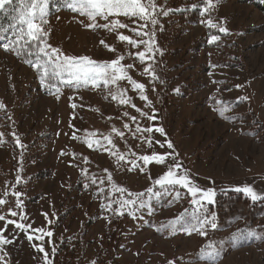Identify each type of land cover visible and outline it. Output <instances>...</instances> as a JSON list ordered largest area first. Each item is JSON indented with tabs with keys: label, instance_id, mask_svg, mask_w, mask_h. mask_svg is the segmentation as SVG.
<instances>
[{
	"label": "rangeland",
	"instance_id": "rangeland-1",
	"mask_svg": "<svg viewBox=\"0 0 264 264\" xmlns=\"http://www.w3.org/2000/svg\"><path fill=\"white\" fill-rule=\"evenodd\" d=\"M156 3L158 23L155 26L149 23L144 29L154 32L159 49L155 59L147 62L155 70L158 77L155 80L144 72L146 64L134 55L143 51L144 46L135 48L118 40L121 33L137 40L149 39L137 37L131 31L142 21L118 17L128 28L110 32L86 27L91 21L71 10L49 17L53 45L61 50L62 57L87 56L98 62H110L123 54L122 64L134 65L127 69L128 75L146 85L143 93L126 79L108 86L81 83L77 87L57 78L61 90L44 94L46 86L35 68L0 47V97L9 110L0 119V133L4 136L10 131L12 138L18 137L20 141L18 148L0 143V197L7 190L8 202L2 206L7 212L15 208L11 193L22 192V208L16 209L19 216L8 218L31 225L28 229L7 225L4 235L11 242L2 246L0 264H19V253L39 254L40 245L44 252L49 253L50 249L54 253L63 240L70 247L78 240L75 256L65 251L59 257L68 264L93 261L95 264H169V261L213 264L212 259L199 256L201 248L207 245H214L208 251H219L214 264H264V244L236 233L237 236L231 237L233 230L250 221L249 216L245 220L246 213L238 212L222 221L217 218L219 227L216 230L207 227V236L199 231L189 235L184 228L198 225L205 215L216 216L218 210L208 213L206 205H193L191 199L177 195L178 189L174 188L164 194L168 198H155L148 189H154L155 180L167 171V164L141 163L133 167L129 163L138 161L142 155L169 152L174 160L168 163L178 162L183 166L182 171L187 169L194 186L214 190L222 185L250 186L264 194V141L246 132L248 121L238 116L251 108L264 122V12L239 0H218L205 14L203 0H156ZM185 3L200 8L195 24L181 23L172 15L171 10L180 9ZM208 19L217 27H209ZM97 23L107 21L97 18ZM220 27L228 31L221 32ZM160 33L169 36L163 45ZM212 35L219 39L211 41ZM196 43L201 47L195 48ZM109 45L116 51H109ZM118 89H126L130 103L121 104L119 97L113 98ZM183 90L188 94L179 96ZM142 95L148 99H142ZM164 99L169 103L168 108H164ZM238 101L241 102L236 105ZM73 103L77 105L75 109L71 107ZM153 116L155 119H151ZM125 124L130 127L125 128ZM137 126L141 132L136 131ZM159 127L164 129V134L143 131ZM120 132L124 133L123 137ZM41 133L47 135L41 137ZM2 137L0 142H4ZM104 137L111 138L115 147L107 144ZM33 139L38 142L30 146ZM97 139H101V144H95ZM86 140L94 146L89 148ZM167 140L174 149L167 148ZM156 141L164 143V147ZM111 153H123L125 159L118 160ZM39 172L41 176H35ZM18 176L22 177L19 183ZM79 179L89 189L85 192L74 189L68 194ZM114 185L127 188L130 193L146 194L148 198L145 202L138 201L142 203L136 208H121L119 201L129 197L117 192ZM131 198L137 199L134 195ZM115 201L119 207L114 214L123 212V215L119 217L115 237L110 240L105 238V233L112 217L108 210L114 211ZM67 208L68 213L55 228L58 215ZM256 219L258 224L264 221L263 211ZM175 220L180 222L173 229L169 224ZM229 225L233 230L225 228ZM3 226L4 222L0 221V227ZM37 228L53 235L37 239L41 235L33 231ZM29 235L33 239L29 240ZM31 261L30 258L26 263ZM55 264L60 263L55 261Z\"/></svg>",
	"mask_w": 264,
	"mask_h": 264
},
{
	"label": "snow or ice",
	"instance_id": "snow-or-ice-1",
	"mask_svg": "<svg viewBox=\"0 0 264 264\" xmlns=\"http://www.w3.org/2000/svg\"><path fill=\"white\" fill-rule=\"evenodd\" d=\"M13 0H0V10H4L6 5H10ZM218 0H203V12L209 13L210 9L215 7ZM21 7L18 9V14L14 19L17 21L16 25L11 27L15 28L13 32L14 39L9 43L4 44L3 47L6 51L15 50L16 54L19 56L22 53L26 54L29 59L26 60L28 64L32 67L36 68L39 72H41V82L46 86L50 83L47 79L49 76L57 77L61 80V82L68 84L71 86L73 83L77 87L82 84L91 83L94 86H100L103 84L104 86H108L110 84H116L120 80H128L134 89L139 90L140 92L146 91V85L143 83L137 82L127 73V69H131L134 65H123L122 61L125 59L124 55H119L116 59L112 61H95L90 57H70L67 55L61 56V50L58 48L52 47L47 43L45 37L49 35L47 31L42 27L43 24H46L48 21L46 19L48 15V9L50 5V0H20ZM63 6L70 9L73 12H78L81 16H86L91 23L87 24L88 28H103L107 29L110 32H114L117 29L128 28L127 24H124L118 19V17H126L129 19L136 18L143 23H140L137 27L132 28L131 31L137 37H149V39H133L130 36L124 34H118V40L121 42H128L135 48H139L141 45L144 46L143 51H138L134 55L135 57L145 63L144 72L150 74L153 79H157V75L155 70L152 68L150 63H147L150 60L155 59V53L159 51L156 47V42L154 39V32L145 31L149 27V23L155 26L158 23L156 18L158 5L156 0H64ZM164 15H167L166 11L163 9L160 10ZM110 17L114 19H109ZM97 18H100L107 23L99 24L97 23ZM209 27H217L216 24L213 23L211 19L206 21ZM219 30L221 32H227L228 30L225 27H220ZM6 31L0 28V40H4L7 37L3 35V32ZM219 39L218 36L212 35L211 41L215 42ZM105 41H101V44H104ZM13 46L15 48L13 49ZM109 51L115 52L116 49L112 46H107ZM50 49V51H48ZM129 55H133L129 53ZM34 58V59H33ZM57 91H59L58 86ZM237 87H241L237 85ZM177 92L179 89L176 90ZM126 89H118V94L113 95V98L116 99L119 97V102L121 104H126L131 102V98H127L125 96ZM111 94V93H110ZM142 99L147 100L148 97L146 95L141 96ZM5 107L2 102H0V108ZM71 107L75 109L77 107L76 104H72ZM132 107L135 108V104H132ZM139 111V109H138ZM223 115L224 113L221 112ZM127 115V113H125ZM75 118V114L73 113V117ZM151 119H155V117H151ZM132 120L135 121L136 117H132ZM72 126V125H70ZM74 127V126H73ZM125 128H129L128 124L124 125ZM157 131L161 134H164V129L162 127L159 128H148L143 129V131ZM137 132H141V128L137 126ZM15 135V134H13ZM90 135H95V133H91ZM120 137L124 136L123 132L119 133ZM3 136V133H0V137ZM73 138H75V134H73ZM107 142V144L112 145L113 141L109 137L102 138ZM88 144L89 148H92L94 145L92 142L85 141ZM101 139H97L95 144H101ZM16 143L19 144V138L16 137ZM156 143L160 144L161 147H164V143L156 141ZM168 149H174V145L170 140L165 141ZM148 144L151 147L153 141L148 140ZM23 147V145H21ZM110 152L111 150L108 149ZM117 155L118 160H124L123 153H111ZM135 155V154H133ZM174 157L172 153H158L153 152L150 155H142L139 157L138 161H129L133 167H139L142 163L143 165L148 164H167V171L160 175L155 183L160 188H168V187H176L179 186L181 188L187 189L188 193L193 197V203L200 205L203 207L204 204H213L215 203V190L214 189H202L198 186H194L191 176L187 169H183V166L178 162L168 163V161ZM143 170V168H141ZM107 171V170H105ZM22 179V177L17 178V183ZM112 177L109 174L108 180H111ZM96 180L93 179L92 183H95ZM115 190L119 193H126L128 195V199H122L119 201L120 207H132L136 208L140 206L138 203L139 198L143 196V193H130L127 188L115 186ZM236 191H242L252 201L264 200V194L258 193L253 187L246 186L244 188H238ZM148 192L155 195V191L152 188L148 189ZM15 197V208H9L7 212L3 210V205H5L8 200V192L7 190L3 194V197H0V221L4 222V226L0 227V251L3 250L2 246L10 243L11 241L5 237L4 233L8 231L7 225H14L17 229H28L31 228V225H25L17 219H9L8 217H18L19 213L16 209L22 208V200L20 197L23 195L20 191H13L11 193ZM136 196L137 199H132V196ZM177 195H179L177 193ZM123 215V212L120 213ZM47 217V214H44ZM21 219H26V217H21ZM179 220H175L170 222L169 227L175 228V225L179 223ZM51 223V222H50ZM207 227H211V229L216 230L219 225L217 223V217L215 215H211V217L205 215L203 219H200L197 224H193L190 228H184L183 230L187 232L189 235L194 231H199L202 236H207ZM33 231L41 233L37 239H43V235H47L49 238L53 235L51 231L45 233L43 228H37ZM28 239H33L32 235L28 236ZM214 245H207L201 248L199 256L201 258L208 257L212 259L213 264L215 258L219 255V251L210 252L208 248H212ZM37 250L44 253V258L47 260L49 258V254L44 252V248L42 245L37 246ZM182 259V258H181ZM92 264H95L93 261ZM169 264H175V261H169Z\"/></svg>",
	"mask_w": 264,
	"mask_h": 264
},
{
	"label": "trees",
	"instance_id": "trees-1",
	"mask_svg": "<svg viewBox=\"0 0 264 264\" xmlns=\"http://www.w3.org/2000/svg\"><path fill=\"white\" fill-rule=\"evenodd\" d=\"M239 1L243 2V3L252 4L257 9L264 12V0H239ZM63 3H64V0H50L48 15L46 17L48 22L46 24H43V26H42L44 28V30L49 33V35L47 37H45L47 43L50 44L54 48H55V46L53 45L54 34H53V28L50 26L51 22L49 20V17L51 15L57 13V12L64 11V10H70V9L64 7ZM20 7H21L20 0H13V2L10 5L5 6L4 10H0V28L6 30L3 32V35L7 37L4 40H0V47H2L3 49H4V47H3L4 44H7L11 40L14 39L13 32L15 31V28L11 27V26L17 24V21L14 19V17L17 16L18 9ZM199 11H200V8H197L196 5L194 7H190V5L188 3L183 4V6L180 7V9L171 10L172 15L174 14L177 17V19L179 20V22L190 23V24H195V22L197 21L196 19H197V16H198L197 14L199 13ZM207 30H208V32L210 30L208 26H207ZM174 32H175V30H174ZM210 34H212V33L210 32ZM160 41H161V44L168 42L169 36L164 35V33H160ZM194 47L198 49L201 46H199V43H196L194 45ZM14 48H15V46H13V49ZM48 51H50V49H48ZM7 52H9L12 55H14L15 57L19 58L21 60V62L28 64L26 62V60L29 59V57L26 54L22 53L21 55L18 56L16 54L15 50H8ZM224 64L227 65V63H224ZM28 65H30V64H28ZM35 71H36V75H38L39 77L42 75L41 72H39L36 68H35ZM47 79L50 81V83L47 86L45 85L46 87L43 89L44 94L53 93L54 91L57 90L56 86H58L59 90H61V86H60L61 83L58 81L57 77L49 76ZM187 94L188 93H186L185 90L178 93L179 96H185ZM0 102H2L3 105L5 106L3 108H0V119H3V116H5V111L7 112L6 114H8L9 110H8V107L5 103V100H2L1 97H0ZM240 102L238 101L236 103V105L239 104ZM163 104H164V108H168V105H169L168 101H166L164 99ZM238 116L240 118H244L245 120L248 121V129L245 130L246 132H248L252 135H257L259 137L258 139L260 141H264V122L259 119V117L255 114V112H253V110L251 108L246 112L238 114ZM12 119L14 120V118H12ZM15 122L16 121L14 120V124H15ZM7 132L8 133H5L4 136L1 138L4 142H0V143H6V145H8V146L18 148V146H17L18 144L16 143V140H14L12 138V132H10V131H7ZM44 134L47 135V133H41L40 134L41 137ZM36 142H38V141L36 139H33L32 141H30V146L33 144H36ZM26 146L29 147L28 145H26ZM35 176H41V172L37 173ZM83 183L84 182L83 181L81 182V180L79 179V181L76 183V185L70 187L68 194L72 193L74 189H78V190H81L83 192H85V190H88L89 185L85 184V186H84ZM172 188L178 189L177 193L179 195L182 196V194H183L189 200L191 199V203L194 205L193 197L190 195V193H188L187 189L181 188L179 186L160 188L158 185L154 184V191L156 193L154 195V197L155 198H162V197H164V194L166 192H171L170 190ZM236 189H238V187H233V186L227 187L225 185L216 186L215 187V193H216L215 203L204 204L203 206L206 205V207L208 209V213H211V211H213V210L216 211L215 209H217L218 212L216 211V217L219 218V220H221V221L227 220L229 215H234V214H237L238 212H240L241 214L246 213L247 217L246 218L244 217V218H245V220H247V218L249 216L250 221L248 223H244L243 227H238L236 230H233V228H231V225L233 224L232 223L231 225L226 226L225 228L226 229H232L234 231V234L232 232L231 237L237 236L236 234L241 235V237L242 236H250L251 237L250 240L257 239V243L264 244V221L260 222L259 224H258V222L256 223V221H258L256 219V217L259 214H261L262 211L264 213V200L252 201L248 195H246L242 191H236ZM166 194H168V193H166ZM114 196L115 195H113V197ZM151 196H153V195H151ZM147 198H148V196L146 194H144L143 196H141L139 198V201L145 202L147 200ZM155 198H153V199L158 200ZM164 198H168V197L165 196ZM153 203H155V202H153ZM195 205H197V204H195ZM118 207L119 206L117 205V202L115 201V204L112 207L114 209V211L108 210V214H110L109 216L110 217L112 216V217L107 224L108 227H107V232L105 233V238H108L110 240H112L115 237L116 229H117V226L119 224V217L121 216L120 213L117 215L114 214V212L118 209ZM227 212H229V213H227ZM67 213H68V208L65 209L64 212H62L61 214L58 215V217L55 221V224H54L55 228H57L61 224V221L64 219L65 214H67ZM237 216H240V215H237ZM233 217H231V218H233ZM77 242H78V240L74 241L72 247H70L71 244L69 245L67 240H63L60 244H58V246L54 252L55 261H59L60 264H68L67 261H66L67 263L62 262V260L59 259V257L62 254V252H65V251L67 252V254L69 256H75L76 251H77L76 250ZM242 243H243V241H241V243H239V245Z\"/></svg>",
	"mask_w": 264,
	"mask_h": 264
},
{
	"label": "crops",
	"instance_id": "crops-1",
	"mask_svg": "<svg viewBox=\"0 0 264 264\" xmlns=\"http://www.w3.org/2000/svg\"><path fill=\"white\" fill-rule=\"evenodd\" d=\"M49 251H50L49 253L46 252L49 254V258L47 260L44 258V253H41V252L39 254H34V252H32V253L26 252L23 254L19 253L18 254L19 256L17 255V258H19L18 263L19 264H27V263H29L28 260L31 258L32 261L30 264H55L53 250L51 251L49 249ZM21 255H23L24 257H22ZM25 258H27V259H25Z\"/></svg>",
	"mask_w": 264,
	"mask_h": 264
}]
</instances>
